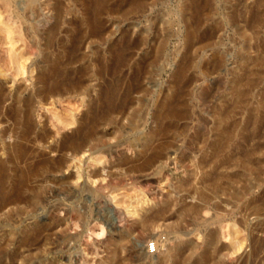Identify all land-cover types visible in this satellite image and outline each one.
Returning <instances> with one entry per match:
<instances>
[{"label": "rangeland", "instance_id": "374dc122", "mask_svg": "<svg viewBox=\"0 0 264 264\" xmlns=\"http://www.w3.org/2000/svg\"><path fill=\"white\" fill-rule=\"evenodd\" d=\"M204 1L143 0L137 11L128 0L112 1L95 34L88 0H36L34 11L0 0V17L16 38L11 46L0 31V264L264 263V0ZM124 38L132 53L117 73L119 89H136L108 120L99 115L80 152H62L87 110L100 109L102 85L115 78L93 75L96 58ZM161 40L165 48L153 60ZM75 41L76 59L67 64ZM218 57L223 63L214 67ZM57 58L80 87L43 96L38 75ZM247 77L255 78L248 93L233 104L232 89ZM164 95L166 110L181 116H159ZM222 109L228 114L216 126ZM223 127L228 146L212 155L208 143ZM150 134L153 157L145 163L140 142ZM18 145L23 156L15 154ZM40 160L46 165L34 170ZM23 177L19 198L5 201Z\"/></svg>", "mask_w": 264, "mask_h": 264}, {"label": "bare ground", "instance_id": "6f19581e", "mask_svg": "<svg viewBox=\"0 0 264 264\" xmlns=\"http://www.w3.org/2000/svg\"><path fill=\"white\" fill-rule=\"evenodd\" d=\"M10 1L11 0H1L3 7L7 6ZM18 1L26 3V7L29 10H33L34 7H36V5H37L36 0H18ZM112 1H114V3L116 1L118 2V0H88L89 6H90V9H91V14H90V17L88 18V25H89L90 29L92 28L91 29L92 33H95V34L97 33L96 28L99 26L100 14L104 10L107 9V6L109 5V2H112ZM128 2H129V5H130V10H134V11L140 10L143 7V5H144L143 0H128ZM201 2H202V0H201ZM204 2L206 3L207 0H205ZM253 17H254V15H253ZM192 25H194V23ZM55 30H56V26H52L49 29L50 37H49V40H48V44H50L52 42V37L55 34ZM0 31L2 32L1 39L4 42H7L11 46H13V44L15 42L14 40L16 39V38L13 39V36H12L14 29L7 21L1 19V17H0ZM194 36H195L194 30L193 29H189V31L187 32V37L193 38ZM31 43H32V41H31ZM76 43H77V41L71 42V46L69 47V51L67 53L69 57H67L66 60H65L67 62V64L71 63L73 60L76 59V57H75L76 55L74 54V51H75L74 47L76 46ZM127 43H129V42H127V40H125V38L122 39L120 42L114 41L110 45V48L108 49V51L106 50L107 51L106 52L107 53L106 54L107 55L106 58H104L105 55H102V56H99V57L96 58L95 62L97 64H99V67L95 70L93 75L98 77V79H101V77L104 76V74L108 72V74L111 73L112 75H114L115 78H113V82L112 83H107L105 86L102 85V87L100 88V90H99V92L97 94V100H98V103L100 105V109L97 111V109H94V106H93V107H91L90 109L87 110L86 114H88V115H87L86 123H84L81 126H78L71 136L68 135L69 138L66 141H64V144L61 146L60 150L62 152L66 151V150H69V151H71L74 154L80 152L81 149L83 148L84 142L89 140V138H91L93 136V133H94V130H95V125L97 123V119H99V115L101 114L100 118H102L104 120H108L109 114H111L112 111H116L117 109L120 110L125 105V102H126V99H127L128 95H129V93L136 86L134 84L133 85L131 84L127 88H124L123 89L124 91L122 90V92H120V89H119V78L117 77V73L119 72L120 68L122 66H124L130 60L131 53H132L131 50L126 52L130 48V47L127 46ZM25 44H27V43H25ZM30 45H33V44H30ZM30 45H27V47H32ZM135 47L137 48L138 44L135 43ZM164 48H165V40L159 41L157 46H156V48H155V50H154L155 54H154L153 60H155L157 58V55H160L162 53ZM8 49H9V46H8ZM103 58L107 59V61L103 60ZM17 60H19V59H17ZM50 61L51 62H49V60H48L49 64L46 67V71H44V72H42V73H40L38 75V79L40 81L42 80V82L45 85L44 89L40 91V94H43V96H45V95L48 96L49 95V96H57V97H59V96H62L63 94H72V93L77 92L78 88L80 87V81L74 75V71L72 72V71L68 70V68L65 67L67 64H64L63 60H60L59 58L52 59ZM259 62L263 63L264 61L261 59ZM222 63H223L222 58L218 57L213 62V66L214 67H219V66L222 65ZM139 74H140V72L138 70L134 71L133 74H132L133 80L136 81L139 78V76H140ZM180 75H183V71L181 72ZM254 79L255 78H253V77H247L244 81L241 80V81H237L236 82V85H235L236 88L232 89L233 90L232 94L234 95V98H233V101H232L233 104H236V103L242 101V99L248 93L247 87H249V85L254 81ZM2 99H3V96L0 93V102L2 101ZM172 101H174V100H172ZM161 105L162 106L164 105V109L161 112L162 114H159V116H161L162 118H165L166 116L167 117H171V118H175L177 116H181V114H178V112L176 110H174L172 107H169L168 110H166V96L165 95L163 96V99L161 100ZM168 106H170V105H167V107ZM26 108H27L26 109V114H23V117L27 121L28 125H30L31 124L30 121H31V117H32V109H31L30 103H27ZM227 114H228V111L225 110V109H222V112H220L219 115L216 117L217 118L216 126L220 125L223 121H225V118H226ZM14 115H15V117L18 116V114H14ZM28 125H27V127H28ZM165 127H166L165 124H163L159 128L158 132L163 131V129H166ZM26 131L27 130L23 131V136L26 135ZM228 133H229L228 127H223L222 129H220L217 132V136L214 137L212 140H210V142L208 144H209V146L211 148V154L212 155L218 154L219 152H221V151L226 149V147L228 146V143H227V141H228ZM149 138H151V134L150 135H146V137H144L143 140H141L142 142H140V140H139L140 145H142L144 147L143 150H142V154H145L144 155L145 156V158H144L145 163L149 161V157H153L152 155H150V156H149V154L147 155V151H146L147 150V146H150V145H148ZM54 147H55V145H54ZM54 147L51 146V149H54ZM51 149H50V151H53ZM24 152H26V151H24V147L21 146V145H18L16 150H15V154L19 157V156H23ZM146 155H147V157H146ZM63 156L64 155H62V157H59L58 159H56L57 161H56V165L54 167L58 168L59 166H61L64 163L65 158ZM232 156H234V155L232 154ZM93 160H95V159H93ZM41 161L42 160H40V163L37 165V167L34 168V170L43 169V167L46 164H45V162H41ZM4 172H5L4 164L1 163L0 164V196H3L5 194L4 181L6 179V176H5ZM213 174H215V173L213 172ZM211 175H212V172H211ZM213 176H215V175H213ZM144 178H146V177H144ZM24 181H25V179L23 177L18 182H16V184H12L11 185L12 186L11 188L13 190L12 195H10L9 197L5 196V198L6 197L7 198L4 199V200L5 201H11L12 199H18L19 195H20L19 192H18V188H20V186H23ZM204 181H202V182H204ZM215 184H216V181H213L212 185H215ZM200 197L204 198L205 194L201 193ZM195 207L196 206H194V208ZM200 207H202V206H200ZM158 209H160V208H158ZM162 209H163V206H162ZM182 209L184 211H190V210H193V206H184ZM152 213H154V211ZM146 222H148V221L147 220L143 221L142 225H146ZM146 226H148V225H146ZM144 231H145V229H144ZM172 255H173L172 253H169V254H167L166 257H170Z\"/></svg>", "mask_w": 264, "mask_h": 264}]
</instances>
